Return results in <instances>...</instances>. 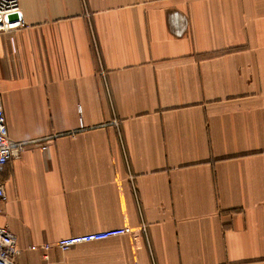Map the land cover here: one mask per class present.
I'll return each instance as SVG.
<instances>
[{"label": "crops", "instance_id": "crops-1", "mask_svg": "<svg viewBox=\"0 0 264 264\" xmlns=\"http://www.w3.org/2000/svg\"><path fill=\"white\" fill-rule=\"evenodd\" d=\"M19 2L0 34L9 138L31 143L0 166L18 264H264V0Z\"/></svg>", "mask_w": 264, "mask_h": 264}, {"label": "built area", "instance_id": "built-area-1", "mask_svg": "<svg viewBox=\"0 0 264 264\" xmlns=\"http://www.w3.org/2000/svg\"><path fill=\"white\" fill-rule=\"evenodd\" d=\"M21 5L19 0H0V34L13 32L22 28ZM26 142H13L9 138L6 125L3 105L0 101V166L7 164L9 161L18 159L27 150ZM5 200V188L0 184V202ZM3 213L0 207V214ZM132 233L130 228H118L104 232L89 233L79 236H70L56 242L54 246L61 251L66 252L83 243L99 242L110 238L129 235ZM48 251L52 245L42 246ZM20 251L16 247L15 236L7 229L0 228V264H18L17 257Z\"/></svg>", "mask_w": 264, "mask_h": 264}]
</instances>
